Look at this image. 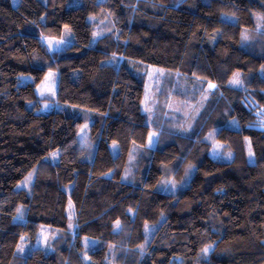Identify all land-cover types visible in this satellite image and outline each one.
I'll list each match as a JSON object with an SVG mask.
<instances>
[{
	"label": "trees",
	"instance_id": "obj_1",
	"mask_svg": "<svg viewBox=\"0 0 264 264\" xmlns=\"http://www.w3.org/2000/svg\"><path fill=\"white\" fill-rule=\"evenodd\" d=\"M101 5L114 28L94 40L82 0H0V205L24 186V222L0 215V264H264V32L254 19L264 17V0ZM33 38L57 41L60 49L29 47ZM149 68L171 77L153 116L144 113L137 88ZM52 72L58 111L38 114L47 100L37 88ZM237 73L242 90L231 86ZM209 84L214 91L199 97L189 120L170 129L169 97H197ZM69 121L90 125L92 148L53 165V153L81 148ZM149 126L156 151L135 143L136 130ZM213 143L232 159L211 158ZM114 144L132 162L109 173ZM156 154L161 180L153 186ZM169 182L179 187L175 194ZM225 191L245 205L241 223ZM42 226L54 236L48 250L21 254L22 241L34 245ZM75 237L111 247V261L91 259L93 251H80Z\"/></svg>",
	"mask_w": 264,
	"mask_h": 264
},
{
	"label": "rangeland",
	"instance_id": "obj_2",
	"mask_svg": "<svg viewBox=\"0 0 264 264\" xmlns=\"http://www.w3.org/2000/svg\"><path fill=\"white\" fill-rule=\"evenodd\" d=\"M104 0H98L96 3L90 2L88 0H82V7L84 8V11L87 15V18L94 26L95 31V39L101 37V33L104 35L108 33V29L114 28L111 26L109 19L107 18V14L102 9V3ZM257 31L258 32H264V17L261 15H255L254 16ZM230 22L235 23V20L233 18L228 19ZM198 23L206 24L211 31L216 30L218 28V24L198 19ZM201 23V24H202ZM111 24V25H110ZM111 26V27H110ZM110 27V28H109ZM69 32V37H73L72 33L69 29H66ZM237 38L235 40V45L238 44L240 41L242 32L238 29L237 30ZM42 43L48 44V47L55 51L60 49L58 47L57 41H49L46 39H28L26 44L29 47H41ZM116 63V62H115ZM121 64V63H120ZM119 64V65H120ZM170 74L165 73L163 71L157 70V69H151L149 68L147 70V76L145 78L144 84H140L138 88L139 95L142 101L143 105V111L147 115H155L157 114L158 106L160 104L161 94L165 88H167V80L171 79L169 76ZM126 79L128 81H131L130 77L127 75ZM235 80H239V83H234ZM57 83H58V73L52 72L49 73L44 80V82L37 88V94L39 98L46 99V102H43L41 105V108L37 112L38 114H48L50 112L58 111V106L55 104H52V101L56 98V89H57ZM179 89L185 90V82H181L179 78H175V88L179 86ZM244 81L242 79V75L237 73L232 81L231 86L237 88V89H244ZM214 86L212 84L207 85L206 88L203 89V91H200L199 94H197V97H193L190 94L183 98H177V97H169L167 101V107H166V113L164 114V118L167 120H170L173 122L172 127L170 129H179L181 128V125L178 123L182 119L189 120V115L193 113L194 108L196 107L197 103L200 100L199 97L203 98L206 96V94H209L210 91H214ZM69 128L71 131L72 136H75L76 139H78L80 143V150L73 154H65L62 152H55L53 153L49 159L52 162L53 165L59 164L61 162H74L78 160V158L81 156V153L85 150H89L92 148L91 143L89 142V128L90 125L87 124H72L71 121H69ZM157 132L153 129L152 126L149 127H142L138 128L136 130L135 134V143L137 147L141 148H150L156 151V145H157ZM155 161L153 162L151 166V176L149 177V183H152L153 186H157L158 183H160L161 180V174L158 171V163H157V154L155 155ZM211 158L219 160V161H229L232 159V154L229 152V150L218 143H213V149L211 153ZM132 162L131 158L129 156H124L121 154L118 145H112L108 148L107 151V157H106V168L109 171V173H112L113 170H115L120 165L128 166V164ZM193 172V170L190 171V174ZM163 181V180H162ZM164 182V181H163ZM148 183V185H150ZM170 183V182H169ZM151 186V185H150ZM151 186V187H153ZM24 186L19 187L17 190H15L1 205H0V215L1 214H9L15 218L17 222H24V220L20 217L22 214V206H21V196H20V190ZM169 190L168 192L175 194L178 191L177 186L174 184H169ZM223 199L225 203L227 204L230 211L233 213L235 219L237 222L241 223L243 221V216L245 212V205L243 202L234 194L233 191H225L223 194ZM68 216L70 220H73L75 217V211L73 207L69 208ZM75 235H73L74 237ZM72 237V238H73ZM54 236L52 234V231L42 226L40 228L39 232V238L37 239L36 243L34 245H30L25 242V240L22 241L20 245L19 252L21 254H27L30 255L33 250L42 248L43 250H48V247L50 246L51 242L53 241ZM75 243L77 244L80 251L89 254L90 251H93L91 254V259L96 260H107L109 257H113L114 254L113 249L109 246L101 247L96 242L91 240H80L79 238L75 237ZM90 255V254H89Z\"/></svg>",
	"mask_w": 264,
	"mask_h": 264
},
{
	"label": "crops",
	"instance_id": "obj_3",
	"mask_svg": "<svg viewBox=\"0 0 264 264\" xmlns=\"http://www.w3.org/2000/svg\"><path fill=\"white\" fill-rule=\"evenodd\" d=\"M0 67H5V61L1 49H0Z\"/></svg>",
	"mask_w": 264,
	"mask_h": 264
},
{
	"label": "snow or ice",
	"instance_id": "obj_4",
	"mask_svg": "<svg viewBox=\"0 0 264 264\" xmlns=\"http://www.w3.org/2000/svg\"><path fill=\"white\" fill-rule=\"evenodd\" d=\"M234 83H239V80H235ZM204 251L207 252V249H205Z\"/></svg>",
	"mask_w": 264,
	"mask_h": 264
}]
</instances>
